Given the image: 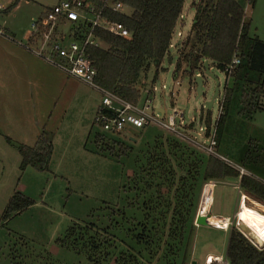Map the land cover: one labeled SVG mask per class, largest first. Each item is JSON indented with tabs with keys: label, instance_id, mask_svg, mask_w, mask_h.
Returning a JSON list of instances; mask_svg holds the SVG:
<instances>
[{
	"label": "trees",
	"instance_id": "1",
	"mask_svg": "<svg viewBox=\"0 0 264 264\" xmlns=\"http://www.w3.org/2000/svg\"><path fill=\"white\" fill-rule=\"evenodd\" d=\"M114 1L131 7L129 15L107 14L111 20L122 23L131 38L96 31L102 44L101 48L90 50L97 71L96 83L139 105L143 75L153 65L156 82L164 71L165 60L169 64L174 60L170 46L186 0ZM246 3L254 6L255 0H200L191 31L176 49V80L182 73H201L205 61L225 72L235 57L240 60L223 94L216 123L217 148L230 134L232 119L251 123L258 112L264 111V42L250 35ZM205 124L209 135L210 112ZM135 143L139 142L126 144L107 134L95 136L98 155L123 166L132 160L133 168L132 175L125 176L121 186L127 204L122 208L108 207L106 228L74 224L56 240L60 252L57 255L26 243L14 245L5 264H189L204 186L211 181L237 179L240 172L172 134L159 136L153 143L143 141L137 148ZM253 146H246L241 161V167L247 171L260 166ZM52 150L51 135L47 133L33 147L19 145L22 170H46ZM241 189L264 205V182L242 176ZM32 205L28 198L15 194L5 209L3 221ZM226 257L229 264H264V248H257L239 230L232 229Z\"/></svg>",
	"mask_w": 264,
	"mask_h": 264
},
{
	"label": "rangeland",
	"instance_id": "2",
	"mask_svg": "<svg viewBox=\"0 0 264 264\" xmlns=\"http://www.w3.org/2000/svg\"><path fill=\"white\" fill-rule=\"evenodd\" d=\"M59 1L67 0H21L18 9L14 8L0 16V25L11 32H7L6 38L0 37V264L6 263L10 248L24 243L57 255L60 252L56 248V240L74 224L94 225L96 229H104L109 224L105 218L108 207L122 208L127 204L122 196L121 186L125 176L132 175V160L123 166L120 162L95 152V136L104 134L94 125L95 111L101 104V95L42 61L37 60L42 65V70L36 74L16 66L18 61L14 57H20L23 51H27L19 45L26 44L23 34L30 31L35 19L44 15L46 6L51 7ZM199 2L200 0H186L173 44L186 40ZM245 14L246 21L251 23V37H257L264 42V0H255L254 6L246 3ZM176 49L172 51L173 54ZM163 68L164 71L156 82L153 65L148 73L143 75L140 81L143 94L141 102L144 103L148 95L153 100L152 108H166L171 103L182 112L189 104V118L193 123L185 122L177 131L180 135H172L187 143L186 138L203 143V133L199 135L193 131L190 124L196 126L199 122V119L192 120L193 112L211 100L215 94L216 83L202 71L204 83L210 81L211 84H205L204 96L196 101L195 74L187 76L182 73L176 80L174 64H164ZM212 68L211 73L215 74L220 82V95L210 112L214 128L220 116V100L221 97L223 99L229 80L224 72L215 66ZM13 82H19L15 83L18 87L13 86ZM153 88H156L155 93ZM21 90L26 102L15 100L16 94ZM19 114H26L25 121L30 122L24 124L21 120L16 121ZM167 114L171 115L172 111L167 110ZM258 116L260 117L253 124V121L244 123L237 118L232 119L230 134L217 148L218 153L227 157L231 164L240 162L239 156L245 153V146L255 144L254 139L258 140L253 146L254 154L264 161V112ZM203 127H206L205 121ZM43 133L51 135L53 145L47 169L38 171L33 167H26L22 170V157L18 146H35ZM167 134L169 133L159 127H150L143 132L128 129L123 136L117 138L126 144H131L130 138L139 143H153L157 137ZM249 171L264 182L263 170L254 168ZM230 179L225 180L227 183L220 182L215 185L212 213L207 215H230L229 225L225 229L214 226L213 228L220 229L201 227L195 231L192 246L195 242L194 252L197 260L206 253L217 254L225 259L230 232L232 229H239L240 210L236 218L232 215L240 204L242 190L239 186L228 184L232 181ZM15 194L28 198L33 205L4 222L3 214ZM246 205L264 211V205L253 198L248 197ZM202 261L199 264H203Z\"/></svg>",
	"mask_w": 264,
	"mask_h": 264
},
{
	"label": "built area",
	"instance_id": "3",
	"mask_svg": "<svg viewBox=\"0 0 264 264\" xmlns=\"http://www.w3.org/2000/svg\"><path fill=\"white\" fill-rule=\"evenodd\" d=\"M7 9L6 1L0 0V16ZM130 12V6L114 0H67L59 2L46 9L42 17L33 21L29 40L25 45H19L34 57L55 67L67 77L90 87L101 95V104L94 125L99 127L104 134L121 137L128 129L144 131L150 127H159L166 133L176 134L185 121L183 112L171 103L166 108H152L153 100L150 96H147L144 103L136 105L103 89L96 83L97 71L94 68V61L90 54L91 49H99L102 46L96 31L102 30L129 40L131 38L130 31L122 23L111 20L107 14L129 15ZM66 20L71 21L73 26L68 31L63 32L60 26ZM0 37H7V32L1 25ZM176 48L177 43L173 44L172 41L170 50L173 51ZM239 64L240 60L235 57L232 63L227 66L224 73L228 80L234 68ZM163 88L165 89V86ZM153 92H156V88H153ZM160 110H164L163 116L160 114ZM167 110H171L172 114L168 115ZM219 113L221 114V107ZM203 124L196 125L198 134L203 133L202 136L205 141L199 143L186 138L188 143L199 148L207 155L231 165L228 159L222 157L217 151L216 126L210 130L209 136L205 137L208 129L207 127L204 128ZM208 185L206 184L205 188ZM205 188H203L199 207H201ZM197 215L201 216L199 210ZM209 264H229V262L227 257L225 259L220 257L211 260Z\"/></svg>",
	"mask_w": 264,
	"mask_h": 264
},
{
	"label": "crops",
	"instance_id": "4",
	"mask_svg": "<svg viewBox=\"0 0 264 264\" xmlns=\"http://www.w3.org/2000/svg\"><path fill=\"white\" fill-rule=\"evenodd\" d=\"M20 2H21V0H8V1H6V3H7V6H8V8H11L12 6H14V7H12V9L10 10V11H12L14 8H15V10L16 9H18L19 8V4H20ZM60 2V1H59ZM58 2V3H59ZM56 5V4H55ZM54 6V5H53ZM184 6H185V4H184ZM52 7V6H51ZM48 8H50V6H46V8H45V10L46 9H48ZM184 10V9H183ZM5 13H6V11H5ZM38 19V18H37ZM182 19V15H181V18H180V20ZM36 20V19H35ZM180 20H179V22H180ZM183 25H184V23H183ZM73 26V23L71 22V21H68V20H66V21H64L63 22V24L60 26V29L63 31V32H66V31H68L71 27ZM177 26H179V23L177 24ZM4 29L6 30V32H8V33H11L10 32V30H8V28L6 29L5 27H4ZM29 34H30V31H27V32H25L24 34H23V40H25V42L27 43V41L29 40ZM19 44H21L22 45V43H19ZM179 44V41L177 42V45ZM171 54H173L172 53V51H171ZM173 57V56H172ZM17 61H18V64L16 65L18 68H21V70H27V72H32L33 74H36V73H38V72H41V70H42V65L38 62V61H42V60H40V59H38V58H36V57H34L32 54H30V53H28L27 51L25 52V51H23V53H22V55H20V57L18 56V57H14ZM34 59H36V60H34ZM38 60V61H37ZM30 61H32V63H30ZM35 61V62H34ZM42 62H44V61H42ZM209 62V69H210V72H212V66H215L216 67V65L214 64V63H212L211 61H208ZM45 63V62H44ZM45 64H47V63H45ZM49 65V64H48ZM53 67V66H52ZM55 68V67H54ZM17 71H20V70H17ZM16 71V72H17ZM60 71V70H59ZM63 73V72H62ZM196 75H201V73H199V74H196ZM230 79V78H229ZM15 83H17V84H19V82H13V86H17L18 87V85L17 84H15ZM178 83V82H177ZM204 84H211V82L210 81H208V82H206V83H204ZM11 87H13L12 85H10ZM190 90V89H189ZM190 92H192V91H190ZM16 94V93H15ZM219 95H220V89H219ZM148 96V95H147ZM17 98H18V100H17ZM73 100H74V97L72 98ZM15 100L16 101H18V102H26V98H25V96H24V93H23V90H21V91H19L17 94H16V96H15ZM87 102H88V100H86ZM222 101V97H221V100H220V102ZM264 101V100H263ZM99 106L100 105H98L97 106V108H96V111H95V114H97V111H98V109H99ZM214 106V105H213ZM191 108V107H190ZM219 109H220V107H219ZM261 113L262 112H264V111H260ZM260 112H258L256 115H255V117H254V120H253V122H252V124L253 123H255V120H257L258 119V117H260V116H258V115H261V113ZM25 115L26 114H23V116H22V114H19L18 116H16L17 118H16V121L18 120H21V121H23V123L24 124H26V123H28V122H30L29 120H27V121H25ZM95 117H96V115H95ZM262 119V118H261ZM193 120V119H192ZM190 125H192L193 126V131H195V132H197L198 131V129H197V125L196 126H194V124H190ZM183 126H184V124H183ZM28 132V130L24 133V134H26ZM135 139H132V138H130L129 139V141H134ZM251 140H252V138H251ZM250 140V141H251ZM255 140V141H254ZM253 140V142L255 143V144H257V141L258 140H256V139H254ZM10 141V140H9ZM252 142V141H251ZM255 144H253V145H255ZM24 145V144H23ZM25 146H28V145H25ZM245 148H246V146H245ZM244 151H245V149H244ZM244 151H243V153H244ZM243 155L244 154H242V155H240L239 156V160H240V162L238 163V164H231V167H233L235 170H237V171H239L240 172V177L239 178H231L230 180H232L231 181V183H229L228 182V184H231V185H236V186H239L238 188H241V178H242V176H249V177H251V178H254V179H257L254 175H253V172L252 171H247V170H245L244 168H242L241 166V161H242V157H243ZM222 156V155H221ZM222 157H224V156H222ZM224 158H226V159H228L227 157H224ZM259 163H260V166H257L256 168H260L261 170H263L264 171V161L263 160H259L258 161ZM255 174V173H254ZM226 180H229V178L228 179H226ZM258 180V179H257ZM223 183V182H226L225 180L224 181H211V182H209V183H207V184H213L214 185V188H213V195H212V203H211V205H210V208H209V211L207 212V213H205L206 214V216L208 215V213H212V209H213V196H214V193H215V191H216V189H215V185L216 184H218V183ZM227 183V182H226ZM242 190V189H241ZM240 194H241V201H240V204H239V206L237 207V208H235V211L233 212V215L232 216H234V218H236V214L238 213V211L240 210V208H241V205H242V203H243V201H242V197L244 196V197H246L247 199H248V197H250L249 195H247L246 193H245V191H243L242 190V193L240 192ZM251 198V197H250ZM205 203H203V205H202V208H204L206 205H204ZM199 211H200V207H199ZM214 216V217H213ZM209 217V216H208ZM212 218H222V219H226V220H230L231 219V216L230 215H212L211 216V218L210 219H212ZM210 221V220H209ZM201 227H206V228H213L214 226H211V225H209V226H196V230H198V229H200ZM215 228H218V227H215ZM215 228H213V229H215ZM218 229H220V228H218ZM216 230V229H215ZM195 240V239H194ZM194 250H195V242H194V246H192V248H191V261H190V263L189 264H192V262L195 260H197L196 259V256H195V252H194ZM221 256H219V255H217V254H213V253H206V255H204V257H202L200 260L198 259L197 261H196V264H199L200 263V261H202V260H204V261H202L203 262V264H209V262L212 260H214L215 258H220ZM226 258V257H225Z\"/></svg>",
	"mask_w": 264,
	"mask_h": 264
},
{
	"label": "water",
	"instance_id": "5",
	"mask_svg": "<svg viewBox=\"0 0 264 264\" xmlns=\"http://www.w3.org/2000/svg\"><path fill=\"white\" fill-rule=\"evenodd\" d=\"M180 44L177 45V47ZM174 60L172 61V64L175 65L176 63V56H177V52H175L174 54H172ZM165 65H168V59L165 60ZM187 71L190 73L191 69H190V64L187 68ZM203 71H204V75L208 76L210 78V80L214 81L216 83V89H215V94L214 96L211 98L210 101H206L201 107L200 109H195L193 112L194 117L192 118L193 121L199 119V122H197V125H201L204 123L205 118H206V113L211 112L214 102L215 100L218 98L219 95V89H220V82L218 80V78L215 76V74L210 72L209 69V62L205 61L204 65H203ZM194 82L196 85V92H197V96H196V101H199L200 98H202L204 96V92H203V88L205 86L204 84V79L201 75H197L194 76ZM204 110V112H202ZM189 112H190V105H187L186 110L183 112V118L185 122H189V123H193L191 122V119L189 118ZM206 112V113H205ZM164 110H160V114L163 116L164 115ZM180 122L178 121V124ZM195 225L196 226H209L207 219L205 217H202L200 215H197L196 221H195ZM238 230L257 248L259 249H263L264 248V242H262L257 236H255L251 231L248 230V228L246 226H244L242 223L239 222L238 224ZM196 264V263H194Z\"/></svg>",
	"mask_w": 264,
	"mask_h": 264
},
{
	"label": "bare ground",
	"instance_id": "6",
	"mask_svg": "<svg viewBox=\"0 0 264 264\" xmlns=\"http://www.w3.org/2000/svg\"><path fill=\"white\" fill-rule=\"evenodd\" d=\"M213 184H209L205 188L204 196L202 198L200 214L202 217L207 219L208 225L219 226L222 228H227L229 225V220L222 218H212L206 216L205 213L209 211L211 205V198L213 195ZM246 197H242L241 209L238 213L239 222L248 228L255 236H257L262 242H264V211H258L255 208L248 207L246 205ZM203 203L206 205L202 208ZM210 220V221H209Z\"/></svg>",
	"mask_w": 264,
	"mask_h": 264
},
{
	"label": "flooded vegetation",
	"instance_id": "7",
	"mask_svg": "<svg viewBox=\"0 0 264 264\" xmlns=\"http://www.w3.org/2000/svg\"><path fill=\"white\" fill-rule=\"evenodd\" d=\"M202 112H204V110H203ZM206 115H207V114H206Z\"/></svg>",
	"mask_w": 264,
	"mask_h": 264
}]
</instances>
